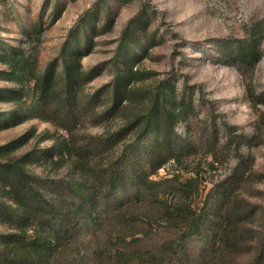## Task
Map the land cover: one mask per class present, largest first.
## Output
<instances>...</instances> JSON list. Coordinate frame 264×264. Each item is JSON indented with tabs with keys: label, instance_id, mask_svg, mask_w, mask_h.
<instances>
[{
	"label": "rangeland",
	"instance_id": "374dc122",
	"mask_svg": "<svg viewBox=\"0 0 264 264\" xmlns=\"http://www.w3.org/2000/svg\"><path fill=\"white\" fill-rule=\"evenodd\" d=\"M136 18L141 28L127 34L136 33L130 47L137 59L131 63L140 75L123 105L113 108L109 92L118 83V52ZM78 33L80 47L88 49L81 60L85 74L71 93L77 122L63 105V79L42 103L29 82L21 104L0 101V115L17 109L19 116L39 117L0 127V146L32 130L34 138L16 155L39 156L62 136L78 146L108 141L94 150L95 162L114 163L136 137L134 121L171 85L187 102V129L180 132L191 149L181 160L162 164L153 179L169 180L168 189L160 201L140 203L137 213L162 232L168 213L193 217L229 185L215 250L201 252L210 237L189 241L185 257L194 264H264V0H0V57L20 49L34 55L44 73L61 61ZM241 45L249 52L233 60ZM252 50L258 58L248 62ZM4 71L9 68L0 62ZM4 79L0 75V89L21 88ZM36 104L39 111L29 113ZM30 169L52 190L57 183L84 181L70 164L45 160ZM187 180L192 183L185 185ZM6 232L0 225V233Z\"/></svg>",
	"mask_w": 264,
	"mask_h": 264
},
{
	"label": "trees",
	"instance_id": "16d2710c",
	"mask_svg": "<svg viewBox=\"0 0 264 264\" xmlns=\"http://www.w3.org/2000/svg\"><path fill=\"white\" fill-rule=\"evenodd\" d=\"M138 23L134 19L122 38L120 59L116 61L118 83L109 92L113 108L123 105L132 93L130 84L140 75L131 63L137 59L130 47L136 33L127 34L131 29L141 28ZM79 37L78 33L76 42L65 47L61 61L44 73L38 70L34 55H26L20 49L5 50L0 62L9 71L0 75L21 88L0 89V101L21 104L25 85L34 82V98L45 102L61 78L63 105L75 124L71 93L85 74L81 60L85 56L83 51L88 49L80 47ZM245 51L249 52L245 46H239L232 52V59L247 55ZM249 54L248 62L258 58L254 50ZM185 100V97L178 99L173 86H164L147 112L134 121L138 125V131L133 129L136 137L129 147L120 151L114 163L95 162L94 150L108 141L78 146L62 136V140L54 139V146L39 156L31 151L16 155L34 138L32 130L0 146V225L8 229L0 233V264H194L196 261L188 262L189 257H185L189 241L200 242L208 237L201 252H213L224 232L219 214L229 185L220 188L193 217L168 213L162 232L154 231L151 223L136 210L140 203L160 201L169 180H155L153 176L162 164L181 160L191 149L190 138L180 132L187 129ZM36 109L37 104L28 111L37 113ZM18 112L17 109L5 112L3 118L0 115V127L5 128L14 120L20 124L39 117L19 116ZM65 129L72 132L70 127ZM44 159L56 166L70 164L83 175L84 181L64 186L57 183L55 190L50 189L30 169ZM236 172L240 174L242 169ZM189 183L192 180H187L185 185ZM164 235L167 239H162Z\"/></svg>",
	"mask_w": 264,
	"mask_h": 264
}]
</instances>
